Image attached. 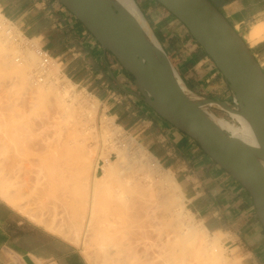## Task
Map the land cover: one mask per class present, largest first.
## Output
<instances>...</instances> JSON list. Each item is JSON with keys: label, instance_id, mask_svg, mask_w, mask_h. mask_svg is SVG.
<instances>
[{"label": "crops", "instance_id": "obj_1", "mask_svg": "<svg viewBox=\"0 0 264 264\" xmlns=\"http://www.w3.org/2000/svg\"><path fill=\"white\" fill-rule=\"evenodd\" d=\"M210 1L244 38L264 71V31L255 43L246 38L253 25L264 23V0ZM137 4L143 5V11L139 8L147 25L184 82L200 94L230 100L225 79L186 27L154 0ZM0 8L24 37L35 39L60 64L70 81L104 101L120 126L136 130L159 164L173 171L185 206L209 232H220L241 264H264V228L249 193L192 138L132 93V76L59 0H0ZM203 85L208 92L200 90ZM0 264L89 263L78 245L0 196Z\"/></svg>", "mask_w": 264, "mask_h": 264}, {"label": "bare ground", "instance_id": "obj_2", "mask_svg": "<svg viewBox=\"0 0 264 264\" xmlns=\"http://www.w3.org/2000/svg\"><path fill=\"white\" fill-rule=\"evenodd\" d=\"M118 2L154 40L135 0ZM263 31L264 23H257L251 27L246 38L250 43H255ZM13 41L10 28L9 34L0 41V72L13 73L26 80L28 84L25 85L35 94L33 98L36 99L33 100L42 101L40 105L47 104L49 107H45L48 111L60 114L58 120H53V127L54 124L56 127L50 137H45L48 140L43 146V158L47 160L44 159L42 168L38 167L36 171L40 172L35 176V183L44 192L43 196L52 197L59 204L54 203L49 208L43 199L35 207L24 204L20 192L8 193L3 178L0 179V194L34 221L52 232L67 236L75 243L88 233L87 237L90 238L86 239L92 240L95 245V255L92 254L95 264H234L219 243L220 232L210 238L208 229L202 223L196 224L192 212L189 209L190 213L185 212L186 196L173 171L161 170L158 179L154 177L153 172L155 168L158 169L159 162L133 136L126 135L119 124L107 117H102L99 125L95 116L96 105L81 101L78 94L80 100L76 99L78 105H74L77 98L72 88L74 83L66 76L65 82H60L58 66L49 62L52 57L48 55V64L44 62L42 50L38 47L35 49L41 57L29 47L14 45ZM75 114L83 127L89 128V121L90 127L94 125V133L105 143L104 149L94 152L84 150L76 139L70 137L67 126V131L62 132V122L66 120L67 123V119ZM219 122L239 137L254 141L242 120L240 125L223 120ZM15 123L20 125L19 122ZM15 128L0 131L3 135L7 133L10 137H16L18 128ZM77 130H74L75 134ZM0 148L6 150V144L0 145Z\"/></svg>", "mask_w": 264, "mask_h": 264}, {"label": "water", "instance_id": "obj_3", "mask_svg": "<svg viewBox=\"0 0 264 264\" xmlns=\"http://www.w3.org/2000/svg\"><path fill=\"white\" fill-rule=\"evenodd\" d=\"M155 1L211 58L228 85L230 100L192 90L155 36L154 41L118 0H59L132 76V93L242 185L264 228V71L210 0ZM220 120L235 125L242 120L254 141L232 133Z\"/></svg>", "mask_w": 264, "mask_h": 264}, {"label": "rangeland", "instance_id": "obj_4", "mask_svg": "<svg viewBox=\"0 0 264 264\" xmlns=\"http://www.w3.org/2000/svg\"><path fill=\"white\" fill-rule=\"evenodd\" d=\"M135 2L137 3V0H135ZM139 7L143 11V9H144L143 5L139 4ZM14 26H13L14 29H12V33L14 35V41H13L14 45L20 44L21 47H29L34 51L37 50V48L35 49V47H38L39 50L42 49L40 47V45L38 44V42H36L35 39H28V38L24 37L21 33H19L20 31L17 29V27L16 26L14 27ZM35 43H37V46ZM37 53L38 52L36 51V54ZM38 54L40 55V53H38ZM39 57H41V55ZM49 62H50V64L52 63V65L55 64L58 66V73H59L58 79L60 80V82H65V78H64L65 75L62 73V71L60 69V64L55 59H51ZM49 62H48V64H49ZM10 74H5V73L0 72V128H1L0 130H2L3 128L6 130V129H9L10 127L15 128V126H16V128H18V133H17L16 137H10L6 132L2 131L3 133H6L3 135L0 131V145L6 144V150H3V149L1 150V148H0V179L2 180V178H3L4 179L3 181L4 182L6 181V184L4 183L5 184L4 186L6 187V189L8 188V190H9L8 193L9 192L10 193H13V192L19 193L20 192V194H22L21 195V201H23L24 204L35 207V205L39 204L37 202L40 200L42 201V199H43V203L46 205V207L50 208L54 203L59 204V202L55 201L54 198H52V197L47 196V198H45L43 196L44 192H42L38 188V185L35 183V176L37 173L36 172L37 169H39L43 165V163H44L43 161L46 158V157L43 158L44 157L43 155L45 154L44 153V147H45L47 140H48L45 137H47V138L50 137V134L53 132L54 128L56 127L55 124L53 127V123L56 120H58L60 114L56 115V113H54L51 109H50L51 111H48L49 109L47 110L45 107V105L47 106V108L49 107L47 104L44 103L45 104L44 106L40 105L42 101L37 102L39 100H36V102H35L33 100V99H36V98H33L35 96V94L32 93L31 88L28 89L29 86L25 85L27 83V81L20 78L18 75H15L13 73H10ZM4 81H5V83H4ZM203 87L200 88V90L208 92L209 89L207 90L205 85H203ZM72 88H73V91L76 92V97L78 94V97H80L81 101L85 102V100H86L88 102V105L90 103L92 106H93V104L96 105L95 116H97L96 117L97 123H99V125H101L100 122H102V121H99V120H102V117L103 118L107 117L108 120L112 119L113 123L118 124L117 120L112 115V110L111 109H109V111L107 110V105L105 104L104 101L97 99L93 94L87 92L81 86H77V85L73 84ZM118 95H123V94L118 93ZM78 97L75 98L74 105H78L77 100H80V99H78ZM31 99L34 102L32 101V103H30ZM95 105H94V107H95ZM12 112H14V113H12ZM216 113L219 115H224L221 111H216ZM46 114H47V116H46ZM100 115H102V116H100ZM41 117L42 118L44 117V118L42 119ZM54 117L55 118L57 117V118L55 119ZM76 117H77V114H75L73 117L71 116V118L67 117L68 118L67 123H65L66 120H64V122H62V123H64L63 124L64 126L62 127V132L64 133L68 129V132L71 133L70 137L73 140L76 139V141L79 142L80 146L82 148H84V150L89 149L88 150L89 152H94V151L104 149L105 143L103 141L101 142L100 137L97 136L96 133H94V130H93L94 125H92V127H90L91 122L89 121V123H90L89 128H85L80 123L79 119L78 118L76 119ZM21 120H25V121L21 122ZM53 120H55V121H53ZM15 121L17 123L21 122L20 125L19 124L17 125L15 123ZM46 123L50 124V125H47ZM24 124H26V125H24ZM85 124H88V123H85ZM42 125L45 127H43ZM66 126H67V129H65ZM39 127H40V129H39ZM48 127H50V128H48ZM122 129L126 135L133 136L137 140L138 143H140L142 146L145 147V145L138 138V135L136 134V130H132L130 128L127 129V128H123V127H122ZM50 130H52V131H50ZM74 130L75 131L77 130V134H75L76 132ZM85 130L86 131L88 130L89 132H92V133L87 134L88 131L86 132ZM46 131H50L49 133L47 132L49 136H47ZM71 131L77 136L73 135V133ZM84 131L86 134L84 133ZM43 133L45 134V136ZM79 134H80V136H79ZM82 134H83V137L81 136ZM90 134H93V135H90ZM75 137H77V138H75ZM86 143L88 145L87 147H86ZM98 146H99V148H98ZM101 146H103V147L100 148ZM7 147H9V148H7ZM94 148H95V150H94ZM42 158H43V160H42ZM46 160H47V158L45 159V161ZM161 170L165 171V170H167V168H164L160 164H158V169L155 168V171L153 172V176L156 178L159 177ZM98 172L100 173L101 170L99 169ZM153 192L155 194L156 190L154 189ZM0 196L11 204L10 200H7V198L3 197L1 194H0ZM31 201H34V202H31ZM184 209H185L186 213H190L188 208L185 206V203H184ZM191 215H192V218L194 219V221L196 222V224H198V223L201 224V222L196 218V216L193 213ZM208 233H209L210 238L212 236H214V234H216V233L213 234L209 231H208ZM58 234H60V233H58ZM87 234L86 235L84 234V236H83L85 239L89 237V236L87 237ZM60 235L64 236L65 238L67 237L63 234H60ZM83 237L77 243H75L74 241H72L68 237H67V239L71 240L76 245H78V247L82 251L83 255L85 256V258L89 264H95L94 259H93L95 257V256H93V255H95L94 254V252H95L94 251L95 250L94 249V246H95L94 242L92 240H88V239L84 240ZM219 243H220V245H222V248L224 249V250L222 249L224 254L231 261H234L235 262L234 264H241L240 256H238L236 253H234V249H232L228 245V242H225V240L222 238V236H219ZM89 251H91V252H89ZM89 253H90V255H89ZM92 260H93V262H92Z\"/></svg>", "mask_w": 264, "mask_h": 264}, {"label": "built area", "instance_id": "obj_5", "mask_svg": "<svg viewBox=\"0 0 264 264\" xmlns=\"http://www.w3.org/2000/svg\"><path fill=\"white\" fill-rule=\"evenodd\" d=\"M15 24L13 22H11L8 18H6L0 8V41L2 40V38L4 39L5 36H7L10 32V28L14 29L13 26ZM15 27V26H14ZM22 34V33H21ZM42 50V49H41ZM42 57L44 59V62H48L49 60V56L48 54L42 50Z\"/></svg>", "mask_w": 264, "mask_h": 264}, {"label": "flooded vegetation", "instance_id": "obj_6", "mask_svg": "<svg viewBox=\"0 0 264 264\" xmlns=\"http://www.w3.org/2000/svg\"><path fill=\"white\" fill-rule=\"evenodd\" d=\"M215 111H218V110H215Z\"/></svg>", "mask_w": 264, "mask_h": 264}, {"label": "trees", "instance_id": "obj_7", "mask_svg": "<svg viewBox=\"0 0 264 264\" xmlns=\"http://www.w3.org/2000/svg\"><path fill=\"white\" fill-rule=\"evenodd\" d=\"M129 74V73H128ZM130 75V74H129Z\"/></svg>", "mask_w": 264, "mask_h": 264}]
</instances>
